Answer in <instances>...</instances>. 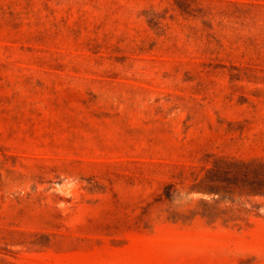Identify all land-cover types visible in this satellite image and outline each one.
<instances>
[{"label":"rangeland","instance_id":"rangeland-1","mask_svg":"<svg viewBox=\"0 0 264 264\" xmlns=\"http://www.w3.org/2000/svg\"><path fill=\"white\" fill-rule=\"evenodd\" d=\"M0 264H264V0H0Z\"/></svg>","mask_w":264,"mask_h":264}]
</instances>
